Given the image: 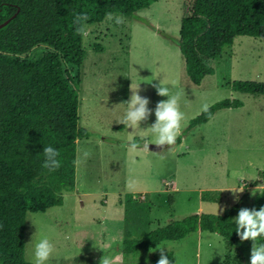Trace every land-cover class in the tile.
<instances>
[{"label": "rangeland", "instance_id": "rangeland-1", "mask_svg": "<svg viewBox=\"0 0 264 264\" xmlns=\"http://www.w3.org/2000/svg\"><path fill=\"white\" fill-rule=\"evenodd\" d=\"M189 2L160 0L124 17L123 25L106 17L86 25L84 60L73 75L78 73L80 80L79 126L90 136L77 141L75 188L62 193L63 205L26 214L28 262L31 248L47 236L54 249L47 264H99L104 254L114 264H151L149 259L159 253L156 247L125 255L123 241L191 214L222 215L237 203L239 210L264 206V96L236 92L230 85L264 82V38L236 37L220 58L209 62L213 73L196 86L176 44ZM46 49L41 45L24 57L36 60ZM159 84L181 95L182 141L159 151H131L128 143L135 139L142 145L154 141L147 127L155 117L139 129L127 128L117 123L126 110L122 102L139 85L138 94L154 109L167 99L156 94ZM224 99L242 106L219 110L188 130L202 105ZM160 245L174 254L175 264H249L252 247L236 243L227 249L220 235L205 231Z\"/></svg>", "mask_w": 264, "mask_h": 264}, {"label": "trees", "instance_id": "trees-1", "mask_svg": "<svg viewBox=\"0 0 264 264\" xmlns=\"http://www.w3.org/2000/svg\"><path fill=\"white\" fill-rule=\"evenodd\" d=\"M158 1L0 0V24L16 14L0 29V264H32L25 258L26 214L62 206V193L75 188L77 141L90 132L79 126L80 80L73 73L82 66L85 52L74 16L87 14L86 25L103 22L108 13L131 18ZM189 1L176 44L190 81L199 86L213 73L209 62L220 58L236 37L264 38V0ZM41 45L47 49L38 59L24 57ZM230 85L236 92L264 96V82L239 80ZM241 106L237 100L217 102L192 119L188 130L207 123L219 110ZM181 141L178 137L176 143ZM132 142L143 144L141 139ZM47 146L59 152L60 167L52 172L42 167ZM239 207L237 203L222 215L191 214L140 239L126 238L124 254L135 255L198 231L220 235L227 249L236 243H264V237L241 242L236 235L232 219ZM168 256L175 264L174 254ZM158 259L159 253L149 261L156 264Z\"/></svg>", "mask_w": 264, "mask_h": 264}, {"label": "clouds", "instance_id": "clouds-1", "mask_svg": "<svg viewBox=\"0 0 264 264\" xmlns=\"http://www.w3.org/2000/svg\"><path fill=\"white\" fill-rule=\"evenodd\" d=\"M106 19L108 22L115 25H123L125 22V18L122 14L108 13ZM87 20L88 16L85 13L74 16L73 24L77 26L76 31L78 34L87 36ZM154 87L158 96L166 97L167 99L158 101L155 108L151 109L148 107L149 99L138 94V85L135 90L131 89L132 94L129 99L122 102L126 105V110L117 123L127 128L135 127L139 129L141 122L147 121L149 117L154 114V123L147 127L150 134L155 137L154 141L150 144L160 148H163V146H172L176 143L180 135L181 122L184 119V113L181 111L180 107L181 95L179 93L172 94L167 86L161 84L155 85ZM201 111L207 113L209 111V105H202ZM150 144L141 146L132 142L129 144V148L131 151H149L148 146ZM43 155V168L52 172L60 167V161L58 159L59 152L54 147H44ZM85 155H87V153H85ZM230 191L237 193L243 190ZM234 199L238 201V196L234 197ZM223 211L224 209L221 208L220 212ZM232 220L235 222V232L241 242L246 240L255 242L258 238L264 237V206H261L259 210L255 208H241L236 217ZM53 250V244L50 239L47 236H42L34 244L29 253L32 264H47ZM155 251H159V259L156 264H173V261L169 259L168 247L166 245L156 246ZM99 264H114L113 257L104 254L100 258ZM249 264H264V243L259 245L252 243Z\"/></svg>", "mask_w": 264, "mask_h": 264}, {"label": "water", "instance_id": "water-1", "mask_svg": "<svg viewBox=\"0 0 264 264\" xmlns=\"http://www.w3.org/2000/svg\"><path fill=\"white\" fill-rule=\"evenodd\" d=\"M15 15H16V14H14L11 18H9V19H7L6 21H4L3 23H1V24H0V29H1L2 27L6 26V25L10 22V20L13 19V18L15 17ZM148 147H149V149H150L151 151H159V150L163 149L165 146H163V148H160V147H157L156 145H152V144H150Z\"/></svg>", "mask_w": 264, "mask_h": 264}, {"label": "crops", "instance_id": "crops-1", "mask_svg": "<svg viewBox=\"0 0 264 264\" xmlns=\"http://www.w3.org/2000/svg\"><path fill=\"white\" fill-rule=\"evenodd\" d=\"M65 198H66V197H65ZM65 198H64V202L66 201ZM198 232H200V231H198ZM198 232H196V233H198ZM174 262H175V259H174Z\"/></svg>", "mask_w": 264, "mask_h": 264}]
</instances>
